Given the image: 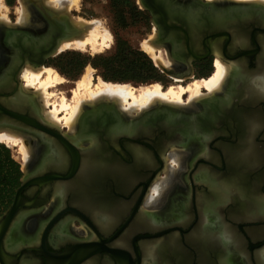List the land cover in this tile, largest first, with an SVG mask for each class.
Segmentation results:
<instances>
[{
	"label": "flooded vegetation",
	"instance_id": "1",
	"mask_svg": "<svg viewBox=\"0 0 264 264\" xmlns=\"http://www.w3.org/2000/svg\"><path fill=\"white\" fill-rule=\"evenodd\" d=\"M27 1L26 25L0 24V128L32 147L27 162L19 145L8 153L0 264H262L264 90L252 78L264 73V41L250 57L240 49L223 60L238 71L220 91L135 115L112 101L86 104L70 130L23 87L18 64H45L63 33L53 24L65 22L44 0ZM214 61H194L184 77ZM174 151L183 164L171 163ZM171 168L176 182L147 205Z\"/></svg>",
	"mask_w": 264,
	"mask_h": 264
},
{
	"label": "bare ground",
	"instance_id": "2",
	"mask_svg": "<svg viewBox=\"0 0 264 264\" xmlns=\"http://www.w3.org/2000/svg\"><path fill=\"white\" fill-rule=\"evenodd\" d=\"M252 1H258V2L264 3V0H252ZM77 2L78 0H46L47 5H49L50 7H53V9H55L56 11H63V8H65L67 5L68 6L71 5L70 3L76 4ZM3 8H4V5L2 1L0 0V12L1 10H3ZM22 13L23 14H21L22 16L20 18V21L25 23L30 17L28 16L29 15L28 7L27 8L25 7ZM73 23L76 27L81 29V31L77 34H74L62 40L58 48L59 51L63 49H67V48H78V49H83V50L90 49L93 52H99V51H102L105 47L109 46V43L111 41V34L107 29L102 28V26L99 25L98 23L88 22L82 18L75 20V22ZM64 27L65 29L68 28V26L66 25ZM156 32L155 34H153V36L150 39L147 38L146 40H144L141 43V47L153 59L156 65H165V64L167 65L168 61L163 56L162 47L153 43ZM29 65L23 68L22 74L20 76L24 80L23 87L27 89L28 91L30 89H34L33 92L38 94L40 97L44 98L45 103L43 100L42 104L43 103L46 104V101H47L46 97H48L51 94L50 92H48V90L51 88L55 89L56 86L64 83V78L51 67H47L44 65L33 67ZM235 69H236L235 66L233 65L231 66L227 62L223 61L221 58L217 57L215 58V61H214V71L207 78H203L201 80H195L192 83L186 84V85L172 84L168 87L162 86L159 82L135 87L129 83L106 81L101 78H98L97 82H94L92 80L91 71H88L77 82L76 89H73L72 91L71 100L68 101L66 97L60 95L59 99L61 100L59 101V104H56V102H54L52 104L53 109L49 111L48 115L55 120L52 122L61 121L63 122V125L65 124L68 127V129L73 130L76 122L80 118L82 109L86 104H92L93 106V104L96 105V103H99L101 101H105V100L109 102L112 101L116 105H118L119 109H121L127 115H135L139 113L140 111L145 110L146 108L151 107L152 105L156 103H164L165 105L169 104V105L184 106L183 96L185 94L189 95V100L188 99L187 100L188 102H191L193 100H197L204 96L202 92L203 89L206 90L208 94H213L216 91H220L224 89L228 81H229L228 83L233 81L232 80V78L234 77L233 73L234 72L236 73L238 71V68L236 70ZM252 83L254 84V88L259 86L261 91H263L264 90V73L254 75L252 78ZM53 93L54 92H52V95L56 94V93L54 94ZM48 105L49 103L47 104V106ZM95 109H97L98 111L100 110V107L99 108L97 107ZM105 109L109 110V107ZM40 110L42 111V109ZM60 111H64V113H66L62 120L58 117V113ZM140 115L142 114L140 113ZM1 117L2 116L0 115V127L4 123V120ZM0 142L6 143L8 145H19L20 153L24 157V159L23 158L22 159L24 161L26 160V162L30 160V157L32 155V147L27 145L24 142L23 136L17 133H13L11 129L0 128ZM170 155H171L170 157L173 159V162L176 161L179 165L183 164L182 163L184 159L183 152L174 151L170 153ZM173 168L167 170L165 176H163L162 178H160L159 180L155 182V184L152 187V196H150V200L147 203V205L157 204L161 200L162 194L174 182H176L177 172H176V169H173ZM60 189L62 190V186L60 187ZM144 254L145 256L148 254L149 256L153 257L150 251H146ZM260 256H261L262 264H264V253H261Z\"/></svg>",
	"mask_w": 264,
	"mask_h": 264
},
{
	"label": "water",
	"instance_id": "3",
	"mask_svg": "<svg viewBox=\"0 0 264 264\" xmlns=\"http://www.w3.org/2000/svg\"><path fill=\"white\" fill-rule=\"evenodd\" d=\"M139 2L149 11L156 27L153 43L165 49L169 59L173 61L171 67L173 69L164 65L159 67L175 78L186 76L194 61L209 57L232 60L233 54L240 49L243 52L239 57H250L254 52L251 43L259 45L260 41H264L262 2L252 0H139ZM47 12L62 17L65 21V24L59 22L53 24L54 30H63V33L58 35L60 41L81 31L66 12L51 8ZM65 25L68 26L67 29ZM57 49L48 53V56L54 54ZM43 60L33 65L41 66ZM26 62L18 64L19 69L27 64Z\"/></svg>",
	"mask_w": 264,
	"mask_h": 264
},
{
	"label": "rangeland",
	"instance_id": "4",
	"mask_svg": "<svg viewBox=\"0 0 264 264\" xmlns=\"http://www.w3.org/2000/svg\"><path fill=\"white\" fill-rule=\"evenodd\" d=\"M1 1L4 5V8L0 12V24L16 23L20 25H26L27 21L29 22V20H27L25 23L20 21V18L22 16L21 14H23L22 12L25 9V7L26 8L28 7V14H29L28 16H30V9L27 0H1ZM44 2L46 3V0H44ZM70 4L71 5L69 6L67 5L65 8H63V11L67 13L71 21L75 22V20L82 18L88 22L98 23L99 25L102 26V28L107 29L110 32L111 41L108 47H105L102 51L99 52H93L90 49L83 50L78 48H67L60 51L57 50L52 56L49 57L48 61L43 65L53 68L58 74H60L64 78V83L56 86L55 89L51 88L48 90V92H50L51 94L48 97H46L47 99L46 104H44L45 103L44 98L39 96L40 98H42L41 99L42 102L44 100L43 104L47 107L46 109H48V111L49 110L51 111V109H53L52 104L54 102H56V104H59V101L61 100L59 99L60 95L66 97V99L70 101L72 97L71 96L72 91L73 89H76L77 82L88 71H91L92 80L94 82H97L98 78L104 80L102 76V71L91 63L87 64L86 67H84V69L82 70V72L77 76L66 75V73L61 69V67L57 63L59 55L68 51L81 53L83 55H87L91 57H94L95 55H111L115 53V51L119 47H131L137 50L144 51L141 47V43L147 38L150 39L153 36V34H155L156 32V27L152 21L151 14L149 13V11L143 8L139 0H78L76 4L73 3ZM163 50H162L163 56L168 61L167 65L165 64L164 66L173 69L171 68L173 65V61L169 59L167 52ZM26 66H28V64L25 65V67ZM156 66L160 69L161 73L163 74L162 80L158 82L164 87H168L172 84L175 85L190 84L195 80H201L203 78H207L214 71L213 63H209L205 71L201 73L202 75H197L196 73L194 77H183V78L175 79V77L161 70L159 65ZM125 83L132 84L135 87L146 85L135 82H125ZM153 83H149V84H153ZM202 91H204V89ZM52 92L56 94L53 93L54 95H52ZM188 96H189L188 94H185L183 97L185 99ZM47 102L49 103L48 106H47L48 104ZM65 114L66 113H64V111H60L58 113V117L60 118L62 116L63 119ZM0 148L7 149L10 154L13 155L16 154L14 150V148L16 147L13 145L0 143ZM2 153L4 152H1V154ZM1 157L3 158V156ZM2 183L7 184L8 180L4 179ZM2 193L5 194V196L7 194L6 190L4 191L1 190V194Z\"/></svg>",
	"mask_w": 264,
	"mask_h": 264
},
{
	"label": "trees",
	"instance_id": "5",
	"mask_svg": "<svg viewBox=\"0 0 264 264\" xmlns=\"http://www.w3.org/2000/svg\"><path fill=\"white\" fill-rule=\"evenodd\" d=\"M57 63L66 75H79L87 64L91 63L102 71L104 80L113 82H135L149 84L162 80L163 74L152 58L142 51L131 47H119L111 55H95L94 57L68 51L59 55ZM5 157L0 156V183L2 176L7 177L11 160L7 149L0 148ZM4 162V163H3Z\"/></svg>",
	"mask_w": 264,
	"mask_h": 264
},
{
	"label": "snow or ice",
	"instance_id": "6",
	"mask_svg": "<svg viewBox=\"0 0 264 264\" xmlns=\"http://www.w3.org/2000/svg\"><path fill=\"white\" fill-rule=\"evenodd\" d=\"M22 151H23V149H22ZM174 163V162H173Z\"/></svg>",
	"mask_w": 264,
	"mask_h": 264
}]
</instances>
